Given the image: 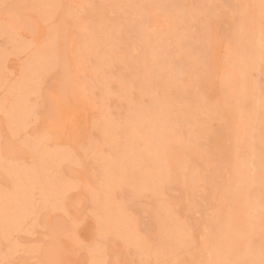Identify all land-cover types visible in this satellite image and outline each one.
<instances>
[{
    "label": "rangeland",
    "instance_id": "obj_1",
    "mask_svg": "<svg viewBox=\"0 0 264 264\" xmlns=\"http://www.w3.org/2000/svg\"><path fill=\"white\" fill-rule=\"evenodd\" d=\"M0 264H264V0H0Z\"/></svg>",
    "mask_w": 264,
    "mask_h": 264
},
{
    "label": "bare ground",
    "instance_id": "obj_2",
    "mask_svg": "<svg viewBox=\"0 0 264 264\" xmlns=\"http://www.w3.org/2000/svg\"><path fill=\"white\" fill-rule=\"evenodd\" d=\"M128 123V122H127ZM178 159V158H177ZM180 165V164H179ZM109 183V182H108ZM110 184V183H109Z\"/></svg>",
    "mask_w": 264,
    "mask_h": 264
}]
</instances>
